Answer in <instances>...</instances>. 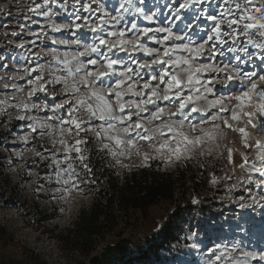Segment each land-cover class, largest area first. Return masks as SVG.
Wrapping results in <instances>:
<instances>
[{
  "label": "rangeland",
  "instance_id": "374dc122",
  "mask_svg": "<svg viewBox=\"0 0 264 264\" xmlns=\"http://www.w3.org/2000/svg\"><path fill=\"white\" fill-rule=\"evenodd\" d=\"M124 2L98 0L104 7L97 12V16L104 12L116 15L119 4ZM180 2L183 0H143V3L141 0H131L132 8L125 18L128 21L136 19L139 27L170 26L177 35H186L194 42H202L201 37L207 38L205 31L210 28L211 22L200 17L199 13L203 8L218 11L217 0H213L211 6L206 3L182 10L181 19L172 22L167 18L172 16ZM33 3L43 4V0H0V6H6V12L11 13H0V57L3 58L0 59V102H6L0 103V224L5 225L20 244L42 252L51 263L56 264L61 260V252L52 233L71 225L81 209L88 208L96 197L110 192L105 184L107 174L121 176L144 166L143 158L136 154V149H132L131 156L125 157H113L108 150H102L104 143L113 142L97 137L101 122L89 121V113L85 108L75 113L78 120L84 121L83 131L79 135L74 125L60 123L61 119H69L68 106L57 109L56 105L65 100L74 102L75 98L64 92L62 82H55V77L65 73L62 71L63 65L54 57H71L84 51L89 45L98 43L97 34L87 29L53 30L54 25L71 24L79 7L75 0H67V3L58 0V3L50 4L52 11L47 16L43 14L48 11L47 7L38 13L28 12L27 9ZM92 7L96 9L98 4ZM136 7H142L147 15L154 14V19L148 21L134 16ZM80 14L88 15L82 9ZM189 24L191 28L187 27ZM13 32L19 35H11ZM74 40H80V45L74 44ZM146 43L148 47H162L154 41ZM20 44L24 47H17ZM249 50L253 51L251 46ZM237 54L243 57V53H227L224 57L217 56L212 63L220 67L224 64L235 66L239 63L234 59ZM125 56V53L120 52L112 58ZM136 56L148 59L144 53H136ZM92 58H96L95 54ZM81 59L87 62V57ZM258 65L259 60L254 57L252 63L240 66L245 71L259 72L261 69ZM96 67L103 70L104 65L98 64ZM37 76L41 77L39 81L36 80ZM205 76L212 81L210 86L216 96H227L229 90L235 87L231 82L224 83L226 77L223 72L206 73ZM29 80L36 82L30 85ZM41 84L44 91L38 90ZM33 88L37 91L30 96ZM85 91L81 88L80 94H85ZM159 91L163 94L162 86ZM206 95L207 100L214 98L213 94ZM207 100L201 99L197 107L206 108ZM91 102L95 103L94 100ZM21 103L29 107H15ZM162 106L175 111V107L167 102H163ZM209 110L197 116L193 122L197 127H211L210 124H204L215 114V110ZM18 116L24 118L17 119ZM230 122L234 127H245L243 119ZM38 124L45 126H37L35 131L29 127ZM61 128L64 129L63 136L60 135ZM69 128L72 129L70 133ZM247 130L253 137L264 139V132L250 127ZM185 131L193 135L187 122ZM224 131L226 136L216 142L220 147H213L210 154L205 151L209 146L206 143L186 161L165 163L160 158L150 161V165L160 172H174L181 167L190 175H186V181L177 189L174 200L152 205L145 216L135 213L131 224L120 225L116 229L122 234L120 237L114 233L108 234L98 248V254L115 260L111 261L112 264H210L214 257L209 250L220 245L221 248L235 249L230 257L237 264H264L260 258L264 254V162L255 159V149L249 150L243 146L238 132L225 127ZM24 137H27V142ZM61 139L66 140L69 146L76 139L87 141L80 147L87 158L86 162L93 168L95 184L91 183L92 178L82 173L75 151L70 154V160L64 159L65 145L60 143ZM138 147L141 153L153 154L152 146L147 143L139 142ZM229 148L234 150L232 162L228 160ZM201 151H205V154L201 155ZM241 153L255 164L256 170L252 163L240 167L243 163ZM68 163L73 164L81 179V191L73 189L71 196L63 192V179L67 178L63 169L67 168ZM58 171L62 173L59 181ZM257 181H261L259 186ZM38 188L39 192L36 191ZM121 217L124 218L123 215ZM119 238H125L130 243L123 244ZM12 250L19 252L13 247ZM243 253L248 255L244 256Z\"/></svg>",
  "mask_w": 264,
  "mask_h": 264
},
{
  "label": "snow or ice",
  "instance_id": "6c2138e0",
  "mask_svg": "<svg viewBox=\"0 0 264 264\" xmlns=\"http://www.w3.org/2000/svg\"><path fill=\"white\" fill-rule=\"evenodd\" d=\"M212 2L213 0H183L167 19L175 22L181 19L182 10L190 9L193 5L203 6L206 3L211 6ZM56 3L58 0H43V4L33 3L27 11L38 13L47 7L48 11L43 13L47 16L52 11L49 5ZM75 3L79 7L71 24L54 25L53 30L87 29L97 34L98 43L89 45L84 51L77 52L71 57L67 55L63 58L54 57L63 65L62 71L65 73L55 77V82H62L64 92L75 98L74 102L65 100L56 105L57 109L68 106L69 119H61L60 123L74 125L79 135L80 131H83L84 121L78 120L75 113L85 108L89 113V121L101 122L97 137L113 142L104 143L102 150H108L113 157H125L131 156L132 149H136V154L143 158L142 166L150 167L149 162L157 158L165 163L189 160L197 148L206 143L209 146L205 151L210 154L213 147H220L216 142L226 136L221 123H217L222 121L225 128L241 135L245 148L255 149L256 160L264 162V139L253 137L247 130L250 127L264 132V84L260 83L264 82V0H217L218 11L203 8L199 15L211 22V26L205 31L207 38L201 37L202 42H194L186 35H177L170 26L139 27L136 19L126 20L125 14L132 8L131 0L119 4L116 15L104 12L99 16L97 12H100L104 5L99 4L98 0H84L83 3L81 0H75ZM93 4H98V7L93 9ZM81 9L88 15H81ZM0 13L11 15L10 12H6V6H0ZM133 15L148 21L154 19V14L147 15L142 7H136ZM187 27L191 28L192 25L189 24ZM11 35L17 36L19 33L13 32ZM186 39L188 42H185ZM146 41H154L162 47H148ZM73 43L79 46L81 41L74 40ZM249 46L253 51L249 50ZM17 47L23 48L24 45L20 44ZM120 52L126 56L112 58ZM136 53H144L148 59L138 58ZM227 53H243V57L239 54L234 56L235 61L239 62L235 66L224 64L220 67L212 63L217 56L224 57ZM93 54L96 58H92ZM81 57H87V62L85 63ZM254 57L259 60L258 66L261 69L259 72L245 71L241 68L240 65L252 63ZM98 64L104 65L103 70L96 67ZM89 66H92L91 70ZM221 72L225 74V84L231 82L235 85L227 96H216L213 87L210 86L212 81L205 76L206 73ZM40 79L41 77L37 76L36 80ZM35 82L28 81L30 85ZM161 86L163 94L159 91ZM13 87L15 88V85ZM81 88L86 90L85 94H80ZM38 90H45L43 84ZM36 91L37 89L33 88L29 95ZM206 94H213L214 98L207 100ZM201 99L207 100L206 108L197 107ZM93 100L95 103L91 102ZM226 100L230 103L226 104ZM163 102L173 105L175 111L167 110L166 106H162ZM15 107L28 108L29 105L21 103ZM207 109L215 110L211 120L204 121L205 125L210 124L211 127H197V124L192 122L196 119L193 114L205 112ZM242 119L245 127H234L230 122ZM186 122L193 133L191 136L185 131ZM37 126L43 128L45 125H29L33 131ZM68 131L70 133L72 129L69 128ZM60 135H64L63 128L60 129ZM24 140L27 142V137H24ZM250 140L253 142L249 143ZM139 142L151 145L153 154L141 153ZM60 143L65 145L64 159L70 160V154L75 151L82 173L92 178L93 168L86 162L87 158L80 147L87 141L76 139L75 143L69 146L66 140L61 139ZM205 151H201V155H204ZM227 151L228 160L232 162L234 150L229 148ZM36 155L39 156L40 153L37 152ZM240 155L243 159L241 168L252 163L246 154ZM117 163L120 161L117 160ZM252 167L256 170L254 163ZM63 174L67 175V178L63 179L64 193L71 196L73 189L81 191V179L72 163H68L67 168L63 169ZM61 178L62 173L58 171L57 180ZM91 183H96L94 178L91 179ZM256 183L259 186L261 181ZM36 191L39 192L40 189ZM209 251L214 257L210 264H237L234 258L230 257V253L235 249L216 245L215 249ZM260 258L264 260V254Z\"/></svg>",
  "mask_w": 264,
  "mask_h": 264
},
{
  "label": "trees",
  "instance_id": "16d2710c",
  "mask_svg": "<svg viewBox=\"0 0 264 264\" xmlns=\"http://www.w3.org/2000/svg\"><path fill=\"white\" fill-rule=\"evenodd\" d=\"M186 175L190 174L181 167L174 172H160L151 165L121 176L107 174L105 184L110 192L96 197L88 208L81 209L71 225L52 233L61 252V260L56 264H112L115 260L98 254L105 237L110 233L120 237L122 234L116 229L131 224L135 213L145 216L152 205L174 200L177 189L186 181ZM190 179L192 181L193 177ZM120 241L130 243L125 238ZM12 247L19 252H13ZM105 249L109 250V247ZM0 264L53 263L42 252L20 244L14 234L0 224Z\"/></svg>",
  "mask_w": 264,
  "mask_h": 264
},
{
  "label": "bare ground",
  "instance_id": "6f19581e",
  "mask_svg": "<svg viewBox=\"0 0 264 264\" xmlns=\"http://www.w3.org/2000/svg\"><path fill=\"white\" fill-rule=\"evenodd\" d=\"M228 102V101H227ZM226 102V104H229V103H227ZM207 105V104H206ZM205 106V105H204ZM205 108V107H204ZM209 110V109H208ZM210 110H212V109H210ZM209 110V111H210ZM202 113V112H201ZM202 114H205V113H202ZM196 118H197V116H199L200 115V113H196V114H193ZM205 117V116H204ZM196 119H194L192 122H194ZM221 125L223 126V124L221 123ZM222 130L224 131V126H223V128H222ZM225 132V131H224Z\"/></svg>",
  "mask_w": 264,
  "mask_h": 264
}]
</instances>
